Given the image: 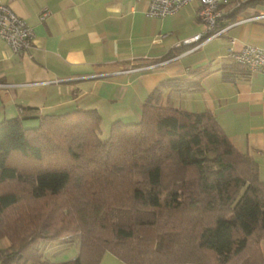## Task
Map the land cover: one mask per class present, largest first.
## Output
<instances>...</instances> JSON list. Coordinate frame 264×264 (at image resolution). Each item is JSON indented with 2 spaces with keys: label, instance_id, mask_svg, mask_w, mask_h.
<instances>
[{
  "label": "trees",
  "instance_id": "trees-1",
  "mask_svg": "<svg viewBox=\"0 0 264 264\" xmlns=\"http://www.w3.org/2000/svg\"><path fill=\"white\" fill-rule=\"evenodd\" d=\"M257 0L244 3L256 4ZM229 76L224 72V79ZM179 92L199 84L166 82ZM145 98L137 121L100 139L95 108L0 121L2 264H264V182L210 110ZM76 235L72 259L42 244Z\"/></svg>",
  "mask_w": 264,
  "mask_h": 264
},
{
  "label": "crops",
  "instance_id": "crops-1",
  "mask_svg": "<svg viewBox=\"0 0 264 264\" xmlns=\"http://www.w3.org/2000/svg\"><path fill=\"white\" fill-rule=\"evenodd\" d=\"M248 1L224 5L232 26L221 36L176 46L204 29L196 1L154 17L148 0H0L33 30L30 47L20 53L0 40V82L7 84L0 88V121L22 116L34 125L32 117L42 114L95 108L108 129L116 119L137 121L145 98L159 88L162 105L212 111L234 147L257 161L264 182V75L226 56L229 37L236 51L264 47V20L247 19L264 12V0L244 7ZM43 9L49 15L40 20ZM174 79L199 88L179 92L166 84ZM9 245L0 238V252ZM78 246L73 235L44 242L43 257L72 259ZM99 264L125 263L105 252Z\"/></svg>",
  "mask_w": 264,
  "mask_h": 264
},
{
  "label": "built area",
  "instance_id": "built-area-1",
  "mask_svg": "<svg viewBox=\"0 0 264 264\" xmlns=\"http://www.w3.org/2000/svg\"><path fill=\"white\" fill-rule=\"evenodd\" d=\"M196 1L199 3L198 17L204 29L176 44L189 45L196 42H206L224 34L232 24L226 22L224 5L228 0H148L147 14L154 17L172 15L181 7ZM49 15L47 9L39 14L44 20ZM249 20H264V12L248 17ZM239 23V22H237ZM33 30L30 25L16 14L9 5L0 3V40L4 41L14 53H20L30 47ZM234 39L229 37L226 56L247 68L250 72L258 71L264 75V47L245 45L236 51L233 48ZM7 86L0 82V88ZM264 89V84H262Z\"/></svg>",
  "mask_w": 264,
  "mask_h": 264
},
{
  "label": "rangeland",
  "instance_id": "rangeland-1",
  "mask_svg": "<svg viewBox=\"0 0 264 264\" xmlns=\"http://www.w3.org/2000/svg\"><path fill=\"white\" fill-rule=\"evenodd\" d=\"M107 133H108V129H105L104 125H102V123H101V129H100V132H99L100 139H102V140L105 139L106 136H107ZM73 236H76V235H73ZM262 248H264V242H262Z\"/></svg>",
  "mask_w": 264,
  "mask_h": 264
}]
</instances>
